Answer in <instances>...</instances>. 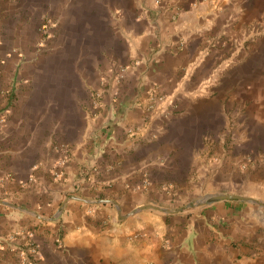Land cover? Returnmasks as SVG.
Here are the masks:
<instances>
[{
    "label": "crops",
    "instance_id": "1",
    "mask_svg": "<svg viewBox=\"0 0 264 264\" xmlns=\"http://www.w3.org/2000/svg\"><path fill=\"white\" fill-rule=\"evenodd\" d=\"M255 28L264 0H0V264H264Z\"/></svg>",
    "mask_w": 264,
    "mask_h": 264
},
{
    "label": "water",
    "instance_id": "2",
    "mask_svg": "<svg viewBox=\"0 0 264 264\" xmlns=\"http://www.w3.org/2000/svg\"><path fill=\"white\" fill-rule=\"evenodd\" d=\"M227 199H240V200H245V201H254V199L248 198V197L231 196V195H215V196L208 197L205 200L198 202L196 206L190 205L189 207H202V206L209 205L211 203H214V202H217L220 200H227ZM14 206L18 208V206H16V205H14ZM63 207H64V205H61L58 213H61V211L63 210ZM147 209L148 210L149 209L154 210V211L161 212V213H165V214H175V213L182 211V208L169 210V209H163V208L156 206V205H146V206L140 207V209H138L134 213H131L130 215L135 214V213L142 211V210H147Z\"/></svg>",
    "mask_w": 264,
    "mask_h": 264
},
{
    "label": "rangeland",
    "instance_id": "3",
    "mask_svg": "<svg viewBox=\"0 0 264 264\" xmlns=\"http://www.w3.org/2000/svg\"><path fill=\"white\" fill-rule=\"evenodd\" d=\"M259 32H262V29H259L258 31H257L256 28L254 29V34L252 35L254 40H256L257 37L258 38H261L262 36H264V34L259 33ZM241 38H243V36ZM258 67L259 66H257L256 68H258ZM125 76H126V74L123 77L121 76L122 78H120V79L122 80ZM239 90H242V89L239 88ZM161 97L162 96H160L159 94L156 93V89H155V90H153V92L150 93L149 97H147L145 99V102H146L147 105H149V104H155V103H158L159 101H161V103H163L164 102V99H163V97L162 98ZM236 105H237V101H236V104L233 107V109L230 110L229 113H226L227 116H230V114L231 115L234 114V112H240L241 111L239 107L237 109ZM242 111L244 112V109ZM235 117H236V119L238 118V116H235ZM202 200H204V199H202ZM195 204H197V203H195Z\"/></svg>",
    "mask_w": 264,
    "mask_h": 264
},
{
    "label": "built area",
    "instance_id": "4",
    "mask_svg": "<svg viewBox=\"0 0 264 264\" xmlns=\"http://www.w3.org/2000/svg\"><path fill=\"white\" fill-rule=\"evenodd\" d=\"M157 1H159V0H157ZM32 249H33V251L37 250V246H34Z\"/></svg>",
    "mask_w": 264,
    "mask_h": 264
}]
</instances>
